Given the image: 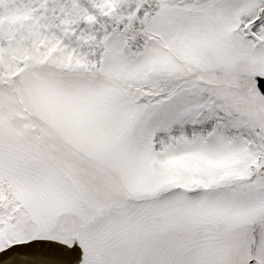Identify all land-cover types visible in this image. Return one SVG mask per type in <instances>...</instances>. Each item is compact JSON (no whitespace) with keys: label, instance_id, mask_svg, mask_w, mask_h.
<instances>
[{"label":"snow or ice","instance_id":"snow-or-ice-1","mask_svg":"<svg viewBox=\"0 0 264 264\" xmlns=\"http://www.w3.org/2000/svg\"><path fill=\"white\" fill-rule=\"evenodd\" d=\"M0 264H264V0H0Z\"/></svg>","mask_w":264,"mask_h":264}]
</instances>
